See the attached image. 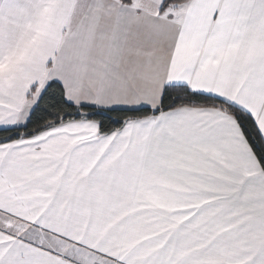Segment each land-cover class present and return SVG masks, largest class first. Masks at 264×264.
Masks as SVG:
<instances>
[{
  "label": "snow or ice",
  "instance_id": "snow-or-ice-1",
  "mask_svg": "<svg viewBox=\"0 0 264 264\" xmlns=\"http://www.w3.org/2000/svg\"><path fill=\"white\" fill-rule=\"evenodd\" d=\"M0 264H264V0H0Z\"/></svg>",
  "mask_w": 264,
  "mask_h": 264
}]
</instances>
